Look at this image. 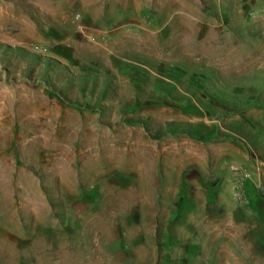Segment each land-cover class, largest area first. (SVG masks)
I'll list each match as a JSON object with an SVG mask.
<instances>
[{
  "label": "rangeland",
  "instance_id": "rangeland-1",
  "mask_svg": "<svg viewBox=\"0 0 264 264\" xmlns=\"http://www.w3.org/2000/svg\"><path fill=\"white\" fill-rule=\"evenodd\" d=\"M0 264H264V0H0Z\"/></svg>",
  "mask_w": 264,
  "mask_h": 264
},
{
  "label": "crops",
  "instance_id": "crops-1",
  "mask_svg": "<svg viewBox=\"0 0 264 264\" xmlns=\"http://www.w3.org/2000/svg\"><path fill=\"white\" fill-rule=\"evenodd\" d=\"M188 153H189L190 156L194 155L193 152H188ZM238 153H239V155H238L237 160H239V161H247V158H246L247 156L244 153H240L239 151H238Z\"/></svg>",
  "mask_w": 264,
  "mask_h": 264
},
{
  "label": "built area",
  "instance_id": "built-area-1",
  "mask_svg": "<svg viewBox=\"0 0 264 264\" xmlns=\"http://www.w3.org/2000/svg\"><path fill=\"white\" fill-rule=\"evenodd\" d=\"M230 170H231L232 172H237V171H238V167H237V166H231V167H230Z\"/></svg>",
  "mask_w": 264,
  "mask_h": 264
}]
</instances>
